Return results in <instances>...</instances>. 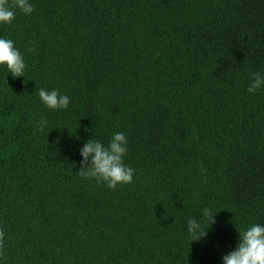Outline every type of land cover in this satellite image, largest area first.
<instances>
[{"label": "trees", "instance_id": "16d2710c", "mask_svg": "<svg viewBox=\"0 0 264 264\" xmlns=\"http://www.w3.org/2000/svg\"><path fill=\"white\" fill-rule=\"evenodd\" d=\"M31 3L0 25L27 66L0 69V264H220L236 227L264 224V89L247 92L264 0ZM114 132L134 177L108 189L78 174L79 149ZM204 207L215 223L190 244Z\"/></svg>", "mask_w": 264, "mask_h": 264}, {"label": "clouds", "instance_id": "9594fccd", "mask_svg": "<svg viewBox=\"0 0 264 264\" xmlns=\"http://www.w3.org/2000/svg\"><path fill=\"white\" fill-rule=\"evenodd\" d=\"M16 10L29 16L34 8L31 0H13L12 4L8 0H0V25L11 24ZM26 67L24 57L15 47L14 41L0 37V69L7 72L6 76L11 75L13 79L24 77ZM261 89H264V73L254 72L247 92L255 94ZM37 94L40 103L50 111L67 110L70 104L69 97L55 89L42 87ZM48 124L49 121L43 117L37 120V128L41 131ZM127 152L128 138L124 132H114L107 145L94 138L89 139L79 149L81 165L78 174L84 179L103 183L108 189L130 184L133 182L134 169L124 163ZM216 214L211 208L204 207L199 217L187 219L186 233L190 244L207 237L215 223ZM236 230L238 242L232 251L221 257L220 264H264V224L251 223L239 230L236 227Z\"/></svg>", "mask_w": 264, "mask_h": 264}]
</instances>
